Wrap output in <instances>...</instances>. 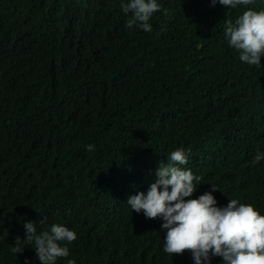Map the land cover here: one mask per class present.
<instances>
[{
  "label": "trees",
  "instance_id": "trees-1",
  "mask_svg": "<svg viewBox=\"0 0 264 264\" xmlns=\"http://www.w3.org/2000/svg\"><path fill=\"white\" fill-rule=\"evenodd\" d=\"M127 2L0 0V264H40L34 244L11 252L28 222L76 232L56 264H195L127 205L180 148L200 177L186 199L212 192L264 215V54L242 62L224 36L264 0H157L151 32L126 27Z\"/></svg>",
  "mask_w": 264,
  "mask_h": 264
},
{
  "label": "clouds",
  "instance_id": "clouds-1",
  "mask_svg": "<svg viewBox=\"0 0 264 264\" xmlns=\"http://www.w3.org/2000/svg\"><path fill=\"white\" fill-rule=\"evenodd\" d=\"M217 2L235 9L238 5H252L255 0H211L213 6ZM161 7L157 0H128L122 3L123 13H131L126 27L132 29L135 26L151 32L149 21L154 13L161 11ZM163 13L169 15L168 9H163ZM224 36L229 46L239 52L242 62L260 66L261 55L264 54V10L247 8L234 22L226 21ZM87 149L93 151L94 146L87 145ZM106 150L110 157L112 142L106 145ZM262 158L264 154H257L254 160L259 162ZM187 163L188 158L182 148L172 151L167 161L159 164L155 171L156 179L147 192L131 195L127 205L147 220L160 218L163 221L161 228L166 230L163 251L168 254H182L188 250L195 264H210L211 256L222 257L223 264H264V215L253 205L237 199L218 207L212 192H205L197 199H186L196 191L200 181L199 176L182 167ZM145 176L151 178L149 174ZM118 177L121 181L125 180L120 175ZM216 190L212 187V191ZM127 195L130 194L118 197L122 196L125 201ZM39 223L46 224V218ZM118 223H109V226L114 230ZM35 225L33 222L24 224L25 235L23 239L16 237L11 246L13 254L22 253L27 247L24 242H27L34 244L40 264H56L59 258L69 256L67 245L77 239L75 231L53 222L37 232ZM68 264L75 262L69 260Z\"/></svg>",
  "mask_w": 264,
  "mask_h": 264
}]
</instances>
